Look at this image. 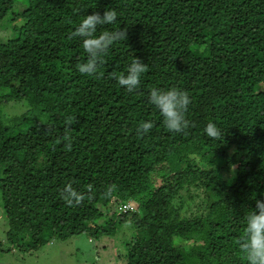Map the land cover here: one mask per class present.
<instances>
[{
    "label": "trees",
    "instance_id": "obj_1",
    "mask_svg": "<svg viewBox=\"0 0 264 264\" xmlns=\"http://www.w3.org/2000/svg\"><path fill=\"white\" fill-rule=\"evenodd\" d=\"M14 3L0 0V21ZM19 6L11 35L0 42V102L24 99L33 110L9 125L0 112V213L7 229L0 249L30 251L84 231L98 238L125 225L120 236L135 233L123 242L122 263L114 264H247L235 240L256 201H264V0ZM107 9L116 10L117 21L98 25L97 34L126 28L127 39L112 45L101 75H83L76 67L87 60L82 38L69 34L85 15ZM134 57L148 71L128 92L113 74H127ZM154 87L189 93L186 133L165 128L148 101ZM68 115L76 119L66 128ZM149 120L150 132L137 135ZM210 122L223 140L206 134ZM65 131L71 151L57 143ZM69 183L86 194L81 205L61 199ZM110 184L117 189L106 197Z\"/></svg>",
    "mask_w": 264,
    "mask_h": 264
},
{
    "label": "clouds",
    "instance_id": "obj_2",
    "mask_svg": "<svg viewBox=\"0 0 264 264\" xmlns=\"http://www.w3.org/2000/svg\"><path fill=\"white\" fill-rule=\"evenodd\" d=\"M117 12L115 9H107L101 15L93 12L85 15L80 24L69 34V39L82 38L84 51L87 53V60L78 64L77 70L86 76L98 77L100 68L106 63L105 58L108 56L113 44L127 39L126 28L116 30L104 29L97 34L98 25H111L117 21ZM148 71V65L143 63L138 57H134L128 66L127 74L121 73L114 78L119 85L126 88L128 92L136 91L140 86L142 74ZM148 101L155 105L163 116V123L169 132L186 133L191 126L190 121L186 118L188 106L191 103L189 93L186 90L177 87L168 89L151 88L149 90ZM75 116L68 115L65 117V127H70L75 123ZM152 121H143L137 126V135L143 136L153 128ZM206 134L215 140H223L224 135L215 123H208L205 128ZM72 136L65 131L59 137L57 143L63 142L65 150L72 149ZM117 185L110 184L105 192L106 197H111L116 191ZM93 186H86L87 198H92ZM86 198V194L76 191L71 183L65 185L61 193V199L68 206L81 205ZM131 208V206H129ZM235 244L243 254L247 264H264V201H256V210L251 211L247 218L242 235L236 240Z\"/></svg>",
    "mask_w": 264,
    "mask_h": 264
},
{
    "label": "rangeland",
    "instance_id": "obj_3",
    "mask_svg": "<svg viewBox=\"0 0 264 264\" xmlns=\"http://www.w3.org/2000/svg\"><path fill=\"white\" fill-rule=\"evenodd\" d=\"M21 3L25 5L27 0H15L14 7L0 21V42L7 40L11 35L13 24L11 15L18 7L17 13L21 11L22 7L19 6ZM30 109L33 110L24 99L0 102L3 124H11L14 117ZM39 118L43 122L46 121L45 114H40ZM232 151L233 149L230 153ZM220 176L226 178L227 172L221 171ZM190 189L196 198L200 197L201 193L197 191V187L192 186ZM127 224L130 225L128 221ZM124 228L128 229L125 225H121L114 233L103 234L98 238L89 235L88 231L69 236L66 239L53 237L39 248L30 251H23L16 246L8 251L3 248L0 249V264H114L113 261L122 263V254L125 253L123 242L130 239L135 233L133 231L126 236H120L122 231H126ZM6 230V223L0 213V241L3 243V247L7 246ZM26 239L27 237L22 236L18 243L21 244Z\"/></svg>",
    "mask_w": 264,
    "mask_h": 264
},
{
    "label": "built area",
    "instance_id": "obj_4",
    "mask_svg": "<svg viewBox=\"0 0 264 264\" xmlns=\"http://www.w3.org/2000/svg\"><path fill=\"white\" fill-rule=\"evenodd\" d=\"M128 208H129V205H128Z\"/></svg>",
    "mask_w": 264,
    "mask_h": 264
}]
</instances>
